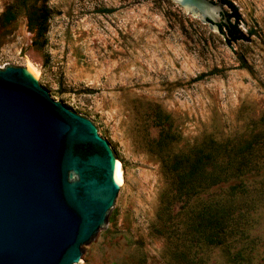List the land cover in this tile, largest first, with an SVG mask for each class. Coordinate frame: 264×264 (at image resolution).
Returning a JSON list of instances; mask_svg holds the SVG:
<instances>
[{
  "label": "rangeland",
  "instance_id": "1",
  "mask_svg": "<svg viewBox=\"0 0 264 264\" xmlns=\"http://www.w3.org/2000/svg\"><path fill=\"white\" fill-rule=\"evenodd\" d=\"M229 1L240 19L224 6L226 24L244 39L173 0H0V68L33 65L51 97L95 123L126 162L112 227L85 264H264V156L242 180L246 193L230 196L223 245L172 259L153 230L169 181L162 160L264 128V0ZM34 8L48 14L44 38L28 25ZM234 182L206 193L225 197Z\"/></svg>",
  "mask_w": 264,
  "mask_h": 264
},
{
  "label": "water",
  "instance_id": "2",
  "mask_svg": "<svg viewBox=\"0 0 264 264\" xmlns=\"http://www.w3.org/2000/svg\"><path fill=\"white\" fill-rule=\"evenodd\" d=\"M173 1L217 34L226 24L221 0ZM125 164L28 67L0 68V264H85L112 227Z\"/></svg>",
  "mask_w": 264,
  "mask_h": 264
},
{
  "label": "trees",
  "instance_id": "3",
  "mask_svg": "<svg viewBox=\"0 0 264 264\" xmlns=\"http://www.w3.org/2000/svg\"><path fill=\"white\" fill-rule=\"evenodd\" d=\"M221 1L230 10L226 13L227 18L239 20L237 8L229 0ZM47 20L48 14L44 10L34 8L29 12L28 25L37 37L44 38ZM218 27L222 34L223 28L226 29L231 41L244 39L236 25L219 24ZM244 134L247 138L240 142L209 140L171 162L162 160L169 181L159 194L157 219L161 225L155 224L153 230L164 237L165 251L172 259L193 255L194 247H217L225 243L234 211L230 196L246 193L243 178L263 165L264 128H245ZM160 136L168 137L163 129ZM233 180L235 182L227 187L225 197L206 193L212 187ZM179 202L182 205L175 209ZM189 262L200 264L193 260Z\"/></svg>",
  "mask_w": 264,
  "mask_h": 264
},
{
  "label": "bare ground",
  "instance_id": "4",
  "mask_svg": "<svg viewBox=\"0 0 264 264\" xmlns=\"http://www.w3.org/2000/svg\"><path fill=\"white\" fill-rule=\"evenodd\" d=\"M28 69L36 76L38 71L37 69L31 65V64H28ZM119 170H120V175H121V181L123 180V177H122V171H121V166H119Z\"/></svg>",
  "mask_w": 264,
  "mask_h": 264
}]
</instances>
